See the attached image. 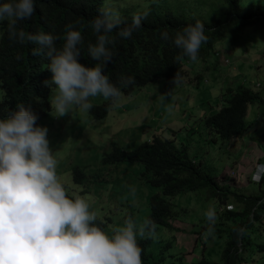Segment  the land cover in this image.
<instances>
[{"label":"trees","instance_id":"16d2710c","mask_svg":"<svg viewBox=\"0 0 264 264\" xmlns=\"http://www.w3.org/2000/svg\"><path fill=\"white\" fill-rule=\"evenodd\" d=\"M205 1L207 0H197L199 7ZM241 1L211 0L208 12L201 10L199 14L195 8L189 9L188 6L180 5V0L164 9L149 1L147 7L117 10L125 24L131 22L133 14L146 15L140 27L129 38L115 37L113 44L109 46L113 50V58L104 67V73L117 86L122 77L133 78V83L120 88L124 95L154 81L174 78L176 73L178 79L187 78L185 80L193 81L190 80L193 77L197 86L203 85L211 72L217 76V70H229L231 67L230 62L222 66L220 57L230 58L233 52L226 48L228 45V48L234 45L249 46L255 38H264V4L249 3L243 6ZM105 7L106 0H34L32 16L17 21V27L26 32L52 33L57 37L54 44L59 48L63 43L65 25L73 24L82 35L78 59L85 65H91L95 61L87 54V44L94 43L95 35L89 22ZM196 20L204 24L207 40L201 44L197 60L191 61L172 43L171 37L183 26ZM161 32H167L169 39H162ZM112 35L115 36V31ZM33 47L38 45L29 42L20 44L9 39L7 22H0V117L16 104L23 103L36 114V124L46 127L47 117L51 115L49 101L54 95V86L44 83L51 77L47 69L46 50L33 56ZM195 66L201 68L197 74L194 71L200 68L191 71ZM252 66L251 64L250 67ZM236 76L239 77L233 83L222 87L219 94L221 102L216 103L217 107L211 109L207 116L204 114L206 118L203 128L209 141L242 139L250 126L247 121L249 105L264 104V97L258 88L259 83L243 74ZM104 100L89 109L93 117L102 119L106 115L112 102L110 99ZM188 149L189 144L179 145L173 139L164 138L161 133L154 131L148 140L134 149L115 145L102 156L101 163L105 166L121 162L140 163L144 167L141 173L147 182L162 189V195L155 194L149 199L147 219L154 223V232L160 227L176 229L174 220H183L171 200L176 195L190 191L200 192L205 198L217 200V210L224 207L221 221L213 226V235L219 238H224L225 235L226 238L220 259L210 260L203 256L198 261L185 263L175 257L171 264H262L264 178L258 184V193H239L228 180H219V173L206 162L190 155ZM73 175L76 181L81 182L85 178V170L75 165ZM231 196L232 201L240 204V208L230 210L226 207ZM109 221L110 217H97L96 223L106 231ZM228 222L232 225L225 224ZM207 227L208 224H204V228ZM152 240V236L137 237L138 246L141 248V264H170L165 262V249L170 247L171 240L163 246L158 261H151L149 248Z\"/></svg>","mask_w":264,"mask_h":264},{"label":"rangeland","instance_id":"374dc122","mask_svg":"<svg viewBox=\"0 0 264 264\" xmlns=\"http://www.w3.org/2000/svg\"><path fill=\"white\" fill-rule=\"evenodd\" d=\"M149 1L164 9L179 0H106V6L120 11L132 10L134 7H147ZM205 2L199 7L197 0H180V5L195 8L199 14L201 10L207 13L210 8L211 0ZM249 3L264 4V0L241 1L243 6ZM253 41L249 46L228 48V45L226 48L233 52L230 58L220 57L222 66L230 62L231 67L229 70H217V76L211 72L201 86H197L193 77L190 78L193 81L180 78L175 84L173 78L157 80L131 94H121L115 102L110 100L112 104L102 119L94 118L89 110L76 107L62 117H53L54 113L47 117V137L57 160L55 171L58 180L63 185L67 182L74 185V193L89 201L90 211L97 217H110L106 232L122 226L128 218L143 222L150 210V197L162 195V189L147 182L141 173L144 170L142 164L121 162L105 166L101 163L102 156L115 145L134 149L148 140L154 131L179 145L189 144L190 155L215 169L219 173L218 179L228 180L237 192L247 195L258 193V184L250 181L249 170L255 161L264 158V104L249 105L247 121L250 126L242 139L209 141L203 128V121L210 110L221 102L219 94L222 87L233 83L239 77L236 74L257 81L264 97V38ZM197 68L200 67L195 66L191 71ZM104 99L100 96L89 98L91 105L100 104ZM75 165L85 170L82 184L74 180ZM232 199L233 196L227 200L229 209L240 208V204ZM171 200L183 220H174L176 229L160 227L153 233L149 248L151 261H158L163 246L169 240L171 245L165 249V262L171 264L175 257L185 263L198 261L203 256L219 260L226 242L225 235L224 238L216 235L205 238L204 224L207 225V221L203 216L209 206L217 210V200L205 198L195 191L176 195ZM224 211V207L216 211V222L221 221ZM225 224L232 225L230 222ZM261 262L264 264V258Z\"/></svg>","mask_w":264,"mask_h":264},{"label":"clouds","instance_id":"9594fccd","mask_svg":"<svg viewBox=\"0 0 264 264\" xmlns=\"http://www.w3.org/2000/svg\"><path fill=\"white\" fill-rule=\"evenodd\" d=\"M33 12L34 0H0V22H7L9 39L38 45L31 49L33 56L46 50L51 77L44 83L54 86L50 114L62 117L73 107L87 111L92 97L119 100L120 88L133 83V78L122 77L119 86L110 82L103 71L113 58L109 46L115 37L129 38L146 13L133 14L125 24L116 9H100L89 22L95 41L87 44V54L95 63L85 65L78 59L82 35L73 24L65 25L59 48L52 33L17 27V21L30 18ZM204 29L199 20L186 24L173 34L172 43L183 56L196 61L207 40ZM160 35L169 39L167 32ZM173 80L177 83L178 73ZM36 119L23 103L0 117V264H141L137 236H152L154 223L128 218L110 233L99 227L89 201L74 193V185L58 180L47 128L37 125ZM249 177L257 184L263 180L264 158L253 163ZM75 182L82 184L83 179ZM216 211L209 206L203 212L208 224L205 238L213 237Z\"/></svg>","mask_w":264,"mask_h":264}]
</instances>
